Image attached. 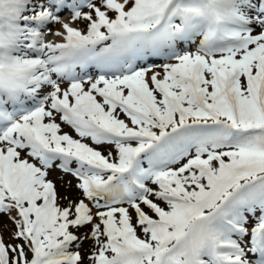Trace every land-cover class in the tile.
Masks as SVG:
<instances>
[{
    "label": "snow or ice",
    "instance_id": "snow-or-ice-1",
    "mask_svg": "<svg viewBox=\"0 0 264 264\" xmlns=\"http://www.w3.org/2000/svg\"><path fill=\"white\" fill-rule=\"evenodd\" d=\"M0 264H264V0H0Z\"/></svg>",
    "mask_w": 264,
    "mask_h": 264
},
{
    "label": "rangeland",
    "instance_id": "rangeland-1",
    "mask_svg": "<svg viewBox=\"0 0 264 264\" xmlns=\"http://www.w3.org/2000/svg\"><path fill=\"white\" fill-rule=\"evenodd\" d=\"M53 31H55V28L53 29ZM52 39H54V37H52L50 34L46 37V40H52ZM65 131H69V129L66 128ZM61 176H62V173H60V172L57 170L56 172L53 173V175H52L51 178L56 179V180H57V187H58V189H59L60 191H64V189L61 187L60 182H59ZM64 179H65V182H66L67 180L72 179V178H71V177H65ZM87 247H88V244H87V242H86V244H85V249H86Z\"/></svg>",
    "mask_w": 264,
    "mask_h": 264
}]
</instances>
